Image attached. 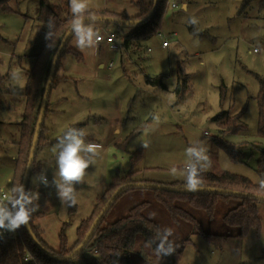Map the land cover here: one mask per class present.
Here are the masks:
<instances>
[{
    "label": "rangeland",
    "instance_id": "1",
    "mask_svg": "<svg viewBox=\"0 0 264 264\" xmlns=\"http://www.w3.org/2000/svg\"><path fill=\"white\" fill-rule=\"evenodd\" d=\"M20 1L16 6L20 14L0 7V71L9 74L0 92V189L9 195L25 106L23 90L35 62L32 55L40 51L37 48L46 34L35 18L41 0ZM43 1L59 14L65 13L69 2ZM139 2L150 0H89L88 10L135 16ZM170 2L177 7H168ZM193 17L196 24L188 22ZM95 25L105 27L102 22ZM109 29L116 32L114 26ZM106 32L108 28H101L99 33ZM159 34L170 39L168 48L161 47ZM71 47L84 55L85 62H76L70 54L62 58L68 79L55 84L48 102L51 112L44 119L45 134L54 142L38 150L36 159L41 168L28 183L29 191L39 193L36 211L42 215L37 223L50 247L58 249V236L65 223L69 246L76 241L81 220L92 211L88 194L102 196L113 177L124 176L131 169L130 154L139 148L142 157L135 169L141 170L140 178L159 184L184 183L170 169L181 167L186 160L185 149L197 143L207 148L212 162L203 173L228 172L255 185L264 181V167L259 164L264 138L257 134L256 101L264 80V0H166L160 30L139 43L132 41L122 54L105 42L81 51L72 40ZM178 67L190 75V91L181 98L174 93ZM154 78L160 79L165 88L147 83ZM223 112L227 116L242 114L244 132L227 135L219 131L213 119ZM120 118L125 127L133 126L128 135L140 128L128 141V136L123 137L125 127L120 133L116 131ZM76 125H82L85 134L93 136L104 153L95 157L82 181L76 184L77 202L68 207L62 204L54 186L45 187L33 180L45 170L51 184L56 170V154L51 149L64 132ZM143 202L149 204L143 212L145 218L161 230L173 229L170 240L174 248L189 236L190 242L177 264H264V202L259 204L260 230L252 228L244 238L235 237L237 230L228 228L223 220L236 202L220 203L213 220L188 204L176 203L181 214L194 217L204 232L227 236L220 248L201 235H191L192 225L179 213L174 219L148 189L121 197L108 215V223L126 217L131 208ZM138 264L158 262L138 259Z\"/></svg>",
    "mask_w": 264,
    "mask_h": 264
},
{
    "label": "trees",
    "instance_id": "2",
    "mask_svg": "<svg viewBox=\"0 0 264 264\" xmlns=\"http://www.w3.org/2000/svg\"><path fill=\"white\" fill-rule=\"evenodd\" d=\"M19 1L20 0H0V7L9 13L20 14V11L17 9L18 5L21 4V1L20 3ZM153 5L154 0H150L149 3H137L140 12L135 17H128L125 13L116 15L109 11L89 12L96 17L102 18L142 20L149 16L153 9ZM165 7L166 0H158L157 8L153 17L140 25H123L113 22H102V24L106 28L114 26L116 29V32L114 33L115 36L124 43L126 48H128L132 41L139 43L142 40L150 38L160 30V16L164 12ZM35 18L39 25H42L40 26L43 32L48 31L47 25L49 20L52 19L54 21L56 45L50 48L48 46L49 42L45 40L40 51L33 57L35 63L27 74L23 90L25 106L22 114L20 140L18 143V152L10 190L14 186L18 187L23 183L49 72L60 43L71 27L72 14L70 12L69 2L65 13L59 14L52 6L47 4V2L41 0L39 6H37ZM84 19H88L87 13L84 16ZM72 40L73 37L71 36L61 52L57 63L55 77L49 91L44 119L48 113L50 93L55 84L59 82L57 73L61 67L63 56L70 54L78 63H83L85 61L84 55L71 47ZM178 68L177 85L174 89V93L177 98H181L190 91V75L184 72L181 67ZM8 75L9 74H2L0 71V92L4 82L8 79ZM147 83L151 86H162L165 88L158 78L148 79ZM260 84L261 87L256 97L258 105L257 134L259 137L264 138V80L261 81ZM5 90H7V88ZM223 97L224 96H222V98ZM227 114V112H223L213 119V121L219 124V131L227 135H235L244 132L246 127L241 121L242 114H230V116H227ZM43 127L44 122L37 143L29 179L34 172L41 168V166L39 167L40 162L36 159V154L40 148L47 144V141H44L42 138ZM82 127V125H76L71 128L82 129ZM138 129L140 128H136L130 135H128L126 141L136 135ZM85 141L86 143L97 142L93 136L88 135H85ZM51 142L54 141H50V143ZM213 142L219 143L217 139H214ZM141 157V148L130 154L131 169L124 176L117 174L113 177L112 182L104 194L96 199L90 216L81 221L76 230V241L71 246H69L66 237V227L68 226V223H65L58 236V249L50 247L42 238V231H40L39 227L35 224V220L39 218L42 213L35 212L31 215L29 226L36 240L32 239L27 227H21L14 233L3 232V230H0L2 232L0 235V264H138V259L140 261L143 259H149V261L155 260L158 264H164L166 260L169 262L171 259H169V256L155 255V245L148 244V241L156 235L157 230L160 228L158 225L154 224V222L143 216L144 210L149 206L147 202H143L131 208L126 217L108 223V215L121 197L132 191L146 189L153 193L157 201L166 206L174 219L176 218L175 214L179 213L180 216H182L181 218H185L188 223L192 225L191 235H201L204 239L211 242L215 248H220L222 242L227 236L204 232L200 223L194 217L181 214L179 209L176 208V203L188 204L195 210L204 212L210 220H213L220 203L224 202L230 204L236 202V204L226 211V214L223 217L224 223L228 228L237 230L235 237L244 238L252 228L257 231L260 230L262 219L260 217L259 204L264 201L257 200L254 196L258 195L264 197V187H262V185H255L243 176L228 172H222L219 174L202 173L200 187L235 191L242 194H249L250 196L206 192L182 193L179 191L160 190L154 187L146 189H139L137 187L126 189L112 202L83 250L72 258L67 259L74 249L82 243L94 220L101 214L111 196L118 188L127 184L137 183L163 185L161 183L159 184L140 178L139 174L141 170L135 169V166L140 161ZM259 164L264 167V151L261 152ZM183 185L184 183L174 182L166 184L165 186L174 187L177 188V190H184ZM26 190H28V184ZM1 192L3 191L1 190ZM188 242H190L189 236L183 240L182 244H180L177 249L175 248L169 264H177L185 245ZM27 254H30L33 259L28 260Z\"/></svg>",
    "mask_w": 264,
    "mask_h": 264
},
{
    "label": "clouds",
    "instance_id": "3",
    "mask_svg": "<svg viewBox=\"0 0 264 264\" xmlns=\"http://www.w3.org/2000/svg\"><path fill=\"white\" fill-rule=\"evenodd\" d=\"M88 4L89 0H69L72 14L70 35L73 37L75 47L81 51L95 49L103 39L94 27L98 23V17L89 12ZM86 13L87 20L84 19ZM188 22L196 24L197 20L193 17ZM47 30L45 40L49 42L48 46L51 48L56 45L55 23L52 19L48 22ZM13 78H16L15 74ZM85 135V131L78 128H69L64 132L51 149L56 154V170L51 184L45 170L37 174L33 180L35 184H43L45 187L54 186L62 204L68 207L75 206L77 202L75 186L82 181L86 170L94 163L100 148L98 144L86 143ZM142 146L146 148L147 144ZM185 154L186 160L183 165L171 167L170 172L174 177L180 176L184 179L185 191L196 192L200 188L201 174L212 166V162L207 148L199 143L187 147ZM261 185L264 187V181ZM10 193L0 195V230L14 233L21 227L28 228L31 215L38 207L36 201L39 199V193L26 190L23 184L14 186ZM172 235V228L157 230L156 235L148 241L149 245H155V255L173 254L175 248L174 242L170 240Z\"/></svg>",
    "mask_w": 264,
    "mask_h": 264
},
{
    "label": "water",
    "instance_id": "4",
    "mask_svg": "<svg viewBox=\"0 0 264 264\" xmlns=\"http://www.w3.org/2000/svg\"><path fill=\"white\" fill-rule=\"evenodd\" d=\"M157 3L158 0H154V5H153V9L151 11V13L149 14V16H147L146 18L142 19V20H119V19H115V18H102V17H98V22H113V23H120L123 25H140L145 23L146 21L150 20L157 8ZM70 31H71V27L70 29L66 32L65 37L63 38V40L60 43V46L58 48V51L55 55V58L53 60L50 72H49V76L47 79V83L45 86V91H44V95L42 98V103H41V107H40V113H39V117L36 123V127H35V133H34V138H33V143H32V149L30 152V157H29V161H28V167L26 169V173L24 175V179H23V186L25 187V189H27V184H28V180H29V174L31 171V167L33 165V161H34V157H35V151H36V147H37V143L39 140V136L41 133V128L44 122V116H45V112H46V108H47V101H48V96H49V91H50V87L51 84L53 82V79L55 77V72H56V67H57V63L59 61L61 52L63 51L67 41L70 39L71 35H70ZM137 187L139 189H146L149 187H154V188H158L160 190H166V191H179L182 193H197V192H206V193H221V194H230V195H244V196H250L249 194H242L239 192H235V191H226L223 189H215V188H210V187H200L198 191L196 192H188L185 190H177V188L174 187H170V186H165V185H150L147 183H137V184H127L124 186H121L120 188H118L114 194L111 196L110 200L108 201L107 205L104 207V209L102 210L101 214L94 220L90 230L88 231V233L86 234L84 240L82 241V243L76 248L74 249V251L72 252V254L67 258L70 259L73 256L77 255L79 252H81L84 248V246L88 243L89 239L91 238V236L93 235L95 229L97 228L100 220L102 219V217L104 216V214L106 213V211L109 209V207L111 206L112 202L126 189L129 188H134ZM257 200H261L264 201V197L263 196H254ZM28 231L32 236V239L36 240L35 236L33 235L30 226H28Z\"/></svg>",
    "mask_w": 264,
    "mask_h": 264
},
{
    "label": "crops",
    "instance_id": "5",
    "mask_svg": "<svg viewBox=\"0 0 264 264\" xmlns=\"http://www.w3.org/2000/svg\"><path fill=\"white\" fill-rule=\"evenodd\" d=\"M89 11H109V12H111V13H113V14H116V15H120V14H122V13H125L126 15H127V13L126 12H122V13H116V12H113V11H110V10H104V9H90ZM140 12V11H139ZM139 12H138V14H139ZM137 14V15H138ZM137 15H135V16H137ZM128 16V15H127ZM135 16H128V17H135ZM97 30H99V32L101 31V28H103V29H106V27H103V26H100V25H95L94 26ZM108 30H109V32L111 31L109 28H108ZM43 41V40H42ZM43 44H44V41L42 42V44H39V45H41L40 47H38L37 49H40L42 46H43ZM38 45V46H39ZM38 51V50H37ZM36 50H35V52H34V54L32 55V57H34L35 55H36ZM35 60V59H34ZM85 62V61H84ZM83 62V63H84ZM35 63V62H34ZM61 70V73H59V71ZM59 71H58V73H57V77L59 78V81L62 79V80H67L68 79V77L66 76L68 73H67V69L64 67V66H62L61 65V67H60V69H59ZM19 90H20V88H19ZM22 90V89H21ZM51 112V110H50V106H48V112ZM47 115V114H46ZM126 125H124L123 124V122L121 121V118L118 120V122H117V124H116V131L118 132V133H120V131H122V129L125 127ZM132 125L128 128V127H125V129L127 130L126 131V133H124V136L123 137H125V136H128V133L129 132H131L132 131ZM45 131H46V128H45V125H44V127H43V140L45 141V140H47V143L49 144L50 143V141H51V138H49L46 134H45ZM95 139V138H94ZM96 140V139H95ZM48 144H45L44 146H46V145H48ZM104 153V149H98V156L97 157H99V156H101L102 154ZM105 173V172H104ZM139 175H141V174H139ZM106 175L104 174V178H103V181H105L106 180V177H105ZM141 177V176H140ZM143 180H145L144 178H142ZM148 181V180H147ZM151 182H153V181H151ZM172 183H174V182H172ZM171 184V183H170ZM96 184H93V186H95ZM109 187V186H108ZM107 190V189H106ZM96 193V192H95ZM93 194L92 192H90L88 195H89V200H90V202H92L91 203V205H92V210H93V207H94V205H95V201H96V199L98 198V197H96L95 195H97V194ZM94 203V204H93ZM37 205V204H36ZM90 205V206H91ZM38 206V205H37ZM35 212H38V211H35ZM35 212H33V213H35ZM92 212V211H91ZM90 216V215H89ZM88 216V217H89ZM87 217V218H88ZM40 218V217H39ZM39 218H37L36 220H35V224L39 227V229H40V231H42V238H43V230L40 228V225L37 223V220L39 219ZM82 220H84V219H82ZM81 220V221H82ZM44 239V238H43ZM46 242V241H45ZM54 249H56V248H54Z\"/></svg>",
    "mask_w": 264,
    "mask_h": 264
},
{
    "label": "built area",
    "instance_id": "6",
    "mask_svg": "<svg viewBox=\"0 0 264 264\" xmlns=\"http://www.w3.org/2000/svg\"><path fill=\"white\" fill-rule=\"evenodd\" d=\"M168 7L174 9L177 7V4L174 2H170ZM100 35L103 37V39L100 43H102V42L107 43L108 45H110L112 47L113 51L122 54L123 51L125 49H127L125 47L124 43L121 40H119L113 32L110 31V32H106L105 35L104 34H100ZM159 37L162 39L161 47L164 49L168 48L170 46V42H169L170 39L163 34H159ZM147 52H150V49H148ZM109 67L111 68L112 64ZM3 193L4 192H1V190H0V195H3ZM27 259L32 260L33 258L31 257L30 254H27Z\"/></svg>",
    "mask_w": 264,
    "mask_h": 264
}]
</instances>
